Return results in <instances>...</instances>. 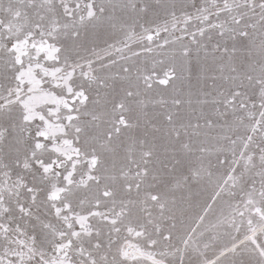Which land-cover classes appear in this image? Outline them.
Listing matches in <instances>:
<instances>
[{
    "label": "snow or ice",
    "instance_id": "obj_1",
    "mask_svg": "<svg viewBox=\"0 0 264 264\" xmlns=\"http://www.w3.org/2000/svg\"><path fill=\"white\" fill-rule=\"evenodd\" d=\"M0 264H264V0H0Z\"/></svg>",
    "mask_w": 264,
    "mask_h": 264
}]
</instances>
